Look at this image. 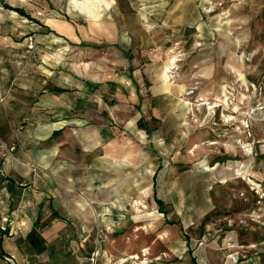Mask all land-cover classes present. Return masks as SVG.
Returning a JSON list of instances; mask_svg holds the SVG:
<instances>
[{
  "label": "rangeland",
  "instance_id": "1",
  "mask_svg": "<svg viewBox=\"0 0 264 264\" xmlns=\"http://www.w3.org/2000/svg\"><path fill=\"white\" fill-rule=\"evenodd\" d=\"M113 1L75 0L76 15L60 1L75 45L54 52L29 40V73L58 56L60 86L85 83L87 125L100 135L79 161L85 173L56 178L44 188L59 194L42 201L60 221L90 217L89 264L94 254L96 264H264V17L234 0ZM142 117L148 133L127 127Z\"/></svg>",
  "mask_w": 264,
  "mask_h": 264
},
{
  "label": "crops",
  "instance_id": "2",
  "mask_svg": "<svg viewBox=\"0 0 264 264\" xmlns=\"http://www.w3.org/2000/svg\"><path fill=\"white\" fill-rule=\"evenodd\" d=\"M60 1L0 0V146L14 148L10 154L0 150V168L4 174L0 176V259L13 258L14 264H89L81 251L90 237L89 227L86 228L90 217L84 212L68 223L60 221L52 216L55 207L50 210L42 199L50 192L52 197H48L52 199L59 194L58 190L44 188H52L56 178L67 177L70 183L78 174H84L79 161L100 145L99 133L87 125L92 117V94L84 82L73 84L74 89L60 86L58 56L41 57L37 73H29L26 64L31 39L46 38L45 46L54 52L75 45L78 40L75 26L57 6ZM235 1L234 6L242 4L247 16L264 17V0ZM29 2L37 3L34 15L25 11ZM4 5L24 11L34 22L4 9ZM67 5L76 15L75 0H68ZM110 8L106 6L104 11ZM100 16L85 21L92 25ZM128 57L131 58L126 55L127 71L132 76V58L129 62ZM162 84L165 92H173V86ZM181 88H177L180 93ZM135 96L138 104L134 109L140 112L143 99L138 88ZM100 102L106 107L107 97L101 96ZM103 118L107 119L106 114ZM139 120L147 131L137 125ZM133 124L148 133L143 117L129 122L127 127ZM60 137L64 144L60 143ZM67 198H71L70 194ZM56 204L59 206V202ZM81 224L82 235L76 232V226ZM161 236L164 238L166 234ZM74 240L80 243L77 250L69 248Z\"/></svg>",
  "mask_w": 264,
  "mask_h": 264
},
{
  "label": "trees",
  "instance_id": "3",
  "mask_svg": "<svg viewBox=\"0 0 264 264\" xmlns=\"http://www.w3.org/2000/svg\"><path fill=\"white\" fill-rule=\"evenodd\" d=\"M3 7H4V9H6V10H9V11L15 12V13H17L19 16L24 17V18H26L27 20H29V21H33V22H34V20H33L30 16H28L24 11H22V10H20V9H13V8L8 7L7 5H4ZM130 60H131V58L128 57V61H129V62H130ZM129 70H130V72H132V69H131V68H130ZM137 125L141 126V129L147 131L146 128H142V120H139ZM155 203H156V205L158 206L159 210L161 209V207H163V203H161L159 200H155ZM0 233H1V232H0Z\"/></svg>",
  "mask_w": 264,
  "mask_h": 264
},
{
  "label": "built area",
  "instance_id": "4",
  "mask_svg": "<svg viewBox=\"0 0 264 264\" xmlns=\"http://www.w3.org/2000/svg\"><path fill=\"white\" fill-rule=\"evenodd\" d=\"M2 146H4V145H2ZM4 149H5L6 152H7L6 154H10V153H12V152L14 151V148H13V147L8 148V149H7V148H4ZM3 175H4V174H3V170L0 168V176H3ZM5 222H7L6 219H4V223H5ZM1 230H2V231H5V228L2 227ZM95 257H96V254H94V255L90 258V263H91V264H96V262H95ZM8 261H9L11 264H14V261L12 260V258H11V259H8ZM122 261H123V260H122ZM122 261H121V262H122ZM121 262H120V263H121Z\"/></svg>",
  "mask_w": 264,
  "mask_h": 264
},
{
  "label": "bare ground",
  "instance_id": "5",
  "mask_svg": "<svg viewBox=\"0 0 264 264\" xmlns=\"http://www.w3.org/2000/svg\"><path fill=\"white\" fill-rule=\"evenodd\" d=\"M172 59L170 60V62H169V65H170V67L168 68V70L165 72V73H168V71H172V66H174L175 65V63H176V58H175V56H173V57H171ZM175 69H176V67H175ZM174 69V70H175ZM169 72V73H170ZM168 73V74H169ZM166 77H167V75H166ZM168 78V77H167ZM165 80H167V79H165ZM168 81V80H167ZM143 256H146V254H142ZM132 259H135V260H139V257H137V256H135V257H133ZM145 262H143V263H140V264H144Z\"/></svg>",
  "mask_w": 264,
  "mask_h": 264
}]
</instances>
